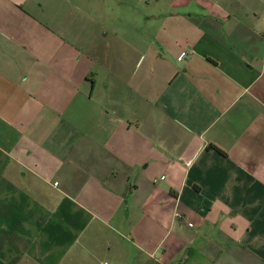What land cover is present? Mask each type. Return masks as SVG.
Instances as JSON below:
<instances>
[{"label":"crops","instance_id":"crops-1","mask_svg":"<svg viewBox=\"0 0 264 264\" xmlns=\"http://www.w3.org/2000/svg\"><path fill=\"white\" fill-rule=\"evenodd\" d=\"M99 256L264 264V0H0V264Z\"/></svg>","mask_w":264,"mask_h":264},{"label":"rangeland","instance_id":"rangeland-1","mask_svg":"<svg viewBox=\"0 0 264 264\" xmlns=\"http://www.w3.org/2000/svg\"><path fill=\"white\" fill-rule=\"evenodd\" d=\"M89 264H100V256L98 257V259L90 261Z\"/></svg>","mask_w":264,"mask_h":264},{"label":"trees","instance_id":"trees-1","mask_svg":"<svg viewBox=\"0 0 264 264\" xmlns=\"http://www.w3.org/2000/svg\"><path fill=\"white\" fill-rule=\"evenodd\" d=\"M210 147H212L213 149H216V147H214V146H210Z\"/></svg>","mask_w":264,"mask_h":264},{"label":"built area","instance_id":"built-area-1","mask_svg":"<svg viewBox=\"0 0 264 264\" xmlns=\"http://www.w3.org/2000/svg\"><path fill=\"white\" fill-rule=\"evenodd\" d=\"M104 264H107V263H104Z\"/></svg>","mask_w":264,"mask_h":264}]
</instances>
